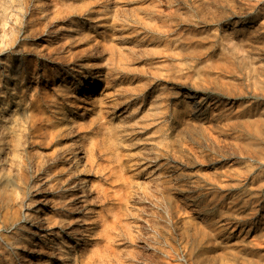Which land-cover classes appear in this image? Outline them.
Masks as SVG:
<instances>
[{
	"label": "rangeland",
	"instance_id": "obj_1",
	"mask_svg": "<svg viewBox=\"0 0 264 264\" xmlns=\"http://www.w3.org/2000/svg\"><path fill=\"white\" fill-rule=\"evenodd\" d=\"M7 3L0 264H264V0Z\"/></svg>",
	"mask_w": 264,
	"mask_h": 264
},
{
	"label": "bare ground",
	"instance_id": "obj_2",
	"mask_svg": "<svg viewBox=\"0 0 264 264\" xmlns=\"http://www.w3.org/2000/svg\"><path fill=\"white\" fill-rule=\"evenodd\" d=\"M6 2H3V3H1L2 5H1V8H0V12H1V19H0V29L3 31V32H8V31H10V30H12L13 29V25L12 24H9L8 23V21H7V18H9V17H7V13H6V9L9 7V5H8V3H7V0H5ZM14 2V1H13ZM19 5V4H18ZM15 9H17V8H15ZM15 12V11H14ZM17 12V11H16ZM23 14V13H22ZM11 15H13L14 17H15V19H18V18H20V13H14V14H11ZM12 17V16H11ZM10 17V18H11ZM21 18H22V16H21ZM14 19V20H15ZM16 21V20H15ZM14 21V22H15ZM17 23H15V25H16ZM18 26V25H17ZM22 26V25H21ZM17 65V64H16ZM9 66V65H8ZM14 71H18L17 70V67H15L14 68ZM19 73V72H18ZM11 74V73H10ZM130 88L129 89H134V87H132L131 85H128ZM115 92H117V89H115ZM107 103H110V102H107ZM92 106L93 107H95V106H103V105H101V102L99 101V100H95V101H93L92 103ZM113 104H111L110 106H112ZM105 106V105H104ZM109 107V106H108ZM117 108H119V107H117ZM101 115H103V113H100L99 114V117H101ZM124 121H126L125 123H127V124H123V126H126V125H130V126H134V123H133V121L131 120V119H128V117H124V119H123ZM135 124H140V121H138V122H136ZM98 199H99V201H101V199H100V197L98 196ZM24 221V220H23ZM24 223L22 224V230H24L23 229V227H24ZM25 232V231H24ZM21 233V235H24L25 233ZM44 234L43 233H41L40 234V236H43ZM20 239V238H19ZM22 239V238H21ZM25 240H23V242H24ZM50 242H52L51 240H50ZM21 243V242H20Z\"/></svg>",
	"mask_w": 264,
	"mask_h": 264
}]
</instances>
